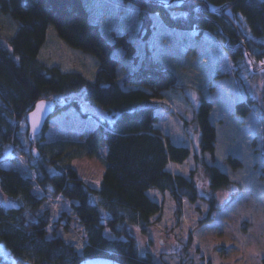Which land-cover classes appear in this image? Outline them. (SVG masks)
Segmentation results:
<instances>
[{
  "label": "trees",
  "instance_id": "obj_1",
  "mask_svg": "<svg viewBox=\"0 0 264 264\" xmlns=\"http://www.w3.org/2000/svg\"><path fill=\"white\" fill-rule=\"evenodd\" d=\"M139 10L143 27L152 30L153 16L158 15L169 28L183 31L209 32L225 44L233 63L245 58L264 57V0H122ZM84 0H0V9L9 13L19 26L8 38V46L0 44V157L5 149H20V122L27 119L40 100L68 97L83 91L84 99L107 112L83 141L39 143L40 157L31 167L35 177L29 178L16 168H0V190L22 199L25 206L6 209L0 203V244L10 251L13 262L23 264L26 253H32L39 264H79L90 257H109L122 264H159L151 255L138 252L136 239L129 226L146 232L154 215H161L163 203L152 199L149 190L169 193L181 214L185 199H200L215 206L214 198L201 196L192 177L174 173L170 163H183L191 154L189 147L174 144L157 127L159 116L151 105L165 97L166 91L178 85L176 74L151 56L141 63L126 35L107 37L90 20ZM71 46L94 54L99 59L95 79L88 80L77 70H63L40 58L46 42L48 25ZM244 23V25H243ZM244 26L252 38L247 37ZM255 46L258 53L253 54ZM123 47L137 65H125L115 51ZM120 65L127 72L118 79ZM253 99L236 104L240 115L251 109ZM212 102L202 99L195 117L200 128L203 152L215 155L217 132L211 122ZM70 106L79 108L76 100L54 105L49 119ZM48 120L37 134L45 137ZM105 172L99 188L91 187L72 166V159L101 158ZM232 168L242 160L230 156ZM55 166V171L52 167ZM210 186L221 190L230 176L215 164L205 163ZM43 192L61 195L72 201L71 212L83 228L86 245L83 250L58 233L47 230L51 224L49 210L29 218L45 202L33 192L34 184ZM95 197V201H92ZM211 220L208 214L202 221ZM69 227L68 223L64 224ZM106 229L112 236L106 234ZM264 264V258L261 261Z\"/></svg>",
  "mask_w": 264,
  "mask_h": 264
},
{
  "label": "rangeland",
  "instance_id": "obj_2",
  "mask_svg": "<svg viewBox=\"0 0 264 264\" xmlns=\"http://www.w3.org/2000/svg\"><path fill=\"white\" fill-rule=\"evenodd\" d=\"M90 20L107 36L126 35L141 61L151 56L171 69L178 78L176 88L166 91L165 97L155 99L151 105L159 116L157 127L176 145L191 150L183 163H170L174 173L192 177L199 193L214 198L215 207L200 199L195 203L185 199L181 214L169 193L149 190V196L163 203V211L152 217L146 232L129 226L141 255H151L159 264H262L264 258V64L262 59L247 57L240 64L225 50L224 42L209 32L183 31L169 28L158 15L153 16L152 30L143 27L139 10L122 0H84ZM244 25V23H243ZM19 26L9 13L0 9V44L8 46V38ZM54 24L47 29L46 42L40 50V58L49 65L61 69L77 70L88 80L95 79L99 59L83 49L69 45ZM247 37L252 38L244 26ZM253 54L258 53L255 46ZM125 65H137L123 47L115 51ZM127 72L120 65L118 79ZM253 99L251 109L240 115L236 104ZM76 100L79 108L70 106L48 119V128L41 141L32 137L27 119L20 122V149H5L0 157V168H16L23 175L34 179L32 163L39 158V143L83 141L98 125L100 118H110L104 109L84 99L83 91L68 97H54L47 101L52 105ZM202 99L212 102L211 122L216 127L215 155L203 152L200 146V128L195 117ZM111 119V118H110ZM45 144V143H44ZM101 158L80 157L72 159V166L87 184L99 188L105 165ZM230 156L242 160V166L232 168ZM205 163L215 164L230 176V183L214 191L206 173ZM52 171H55L53 166ZM98 181V183H97ZM33 192L46 197L44 204L33 213L25 209L29 218H36L49 210L50 233H58L82 251L86 238L79 221L71 212L72 201L50 192H43L35 183ZM8 199L20 205L22 199L12 198L0 190V203ZM95 201V197H92ZM211 216V220L202 221ZM68 223L69 227L64 224ZM106 234L112 236L106 229ZM219 242V243H217ZM0 244V264H12V255ZM38 258L26 253L23 264H39ZM19 264L18 262H13Z\"/></svg>",
  "mask_w": 264,
  "mask_h": 264
},
{
  "label": "water",
  "instance_id": "obj_3",
  "mask_svg": "<svg viewBox=\"0 0 264 264\" xmlns=\"http://www.w3.org/2000/svg\"><path fill=\"white\" fill-rule=\"evenodd\" d=\"M200 1H203V0H200ZM40 101H43L44 103L43 105L40 106L39 112L37 113V116L35 117V120H34V118L31 116V113L37 111V105L40 103ZM40 101H38L34 109L27 114V121H28V125L30 128L32 137L39 134L43 130L45 123L47 122L51 113H53V110H54V106L51 103H48L49 101L45 99L40 100ZM1 204L3 207H5L8 210L20 209L21 207L20 204H18L17 202L11 201L8 199L2 200ZM79 264H122V263L119 262V260L117 261L109 257L108 258L107 257H90L87 259H82L79 262Z\"/></svg>",
  "mask_w": 264,
  "mask_h": 264
},
{
  "label": "snow or ice",
  "instance_id": "obj_4",
  "mask_svg": "<svg viewBox=\"0 0 264 264\" xmlns=\"http://www.w3.org/2000/svg\"><path fill=\"white\" fill-rule=\"evenodd\" d=\"M261 64H264V61H261ZM43 103H44L43 101H40V103L37 105V111L31 113V116L34 118V120H35V117L37 116V113L39 112L40 106L43 105ZM97 183H98V181H97ZM217 243H219V242H217Z\"/></svg>",
  "mask_w": 264,
  "mask_h": 264
}]
</instances>
